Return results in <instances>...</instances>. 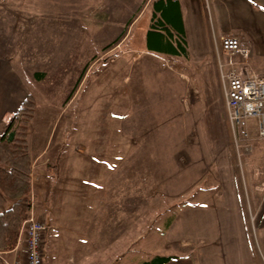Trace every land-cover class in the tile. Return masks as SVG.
I'll return each mask as SVG.
<instances>
[{
	"label": "rangeland",
	"instance_id": "1",
	"mask_svg": "<svg viewBox=\"0 0 264 264\" xmlns=\"http://www.w3.org/2000/svg\"><path fill=\"white\" fill-rule=\"evenodd\" d=\"M147 1L0 0L2 90L34 98L28 140L48 165L34 178L66 180L76 264L91 261L93 213L108 233L113 209L122 239L105 242L102 264L171 254L172 240L215 248L221 264L246 241L264 264V141L236 143L219 53L142 49Z\"/></svg>",
	"mask_w": 264,
	"mask_h": 264
},
{
	"label": "crops",
	"instance_id": "2",
	"mask_svg": "<svg viewBox=\"0 0 264 264\" xmlns=\"http://www.w3.org/2000/svg\"><path fill=\"white\" fill-rule=\"evenodd\" d=\"M150 1L152 2L153 0H148L147 3H150ZM177 1L179 3L184 31V47L187 54L213 56L219 53V40L221 36L226 34L235 35L247 48V56L245 59L247 64L252 69L264 73V0ZM151 13L152 8L150 4L149 17ZM149 17L147 18L148 21ZM142 41L144 43V35ZM173 41L175 44V38ZM156 54L168 55L162 53ZM6 56L7 53L5 49L0 48V81L3 80L1 81L2 87L0 88V135L6 126L4 123L6 111H9V121L22 102V97L25 96L19 97L16 94L14 95V93L6 95L4 89L2 90L5 85ZM240 58L241 57H238V60ZM10 63L13 64L14 61L11 59ZM14 69L15 67L13 66V70ZM8 121H6V123H8ZM44 151L43 149L33 154L29 144V152L32 160L30 171V199H32V209L38 217L41 216L48 224L44 237V254L45 249H47V257L44 258V262L45 264H76L77 256L72 252L70 242L72 239L78 240L80 235L77 233L76 229L70 227L66 222L68 215L66 207L69 204L64 198L65 195H68L66 193L68 187L64 186L67 184L65 182L66 180L63 181L64 179L61 177L42 178L39 176L38 178H34L37 173L39 175L41 174V171L37 168L43 167V169H47L46 167L48 165L45 159H43L45 156ZM69 181L71 183L75 181V178H69ZM44 183H47L45 191L42 190V184ZM110 209H112V207H110ZM113 210L115 211L114 215L111 216L112 220L107 229L108 233L105 229L107 225L105 226L106 223L103 222L101 213L96 211L93 213V224L87 229V234L84 237L85 243L88 246V257L91 260L88 264H102L101 248L106 245L105 242L118 243L119 239H122L117 233V210ZM170 225L171 224L167 227L166 232L162 234L163 237L171 231ZM125 232L127 233L128 230L125 229ZM81 236L83 237V235ZM47 237L50 238L49 245H47ZM133 242H135L134 237H131L129 243L133 244ZM142 242L141 240V243L137 246H141ZM167 248L174 249V252L168 254L172 255L173 258L168 260L165 264H221L217 250L212 247L201 249V247L193 245V243L185 240H172L171 242H167ZM22 254V241L18 242L17 239L15 245L11 249L0 251L2 264ZM79 258L84 260L85 256L81 255ZM118 258L115 259V264H129L131 261L135 264H139L140 261L145 260H137V258L133 260L132 258V260L121 261ZM231 258L230 264H255L256 259L260 260L258 252L252 249L250 244L246 241L241 242V245L238 247H233ZM84 264L86 263L84 262Z\"/></svg>",
	"mask_w": 264,
	"mask_h": 264
},
{
	"label": "trees",
	"instance_id": "3",
	"mask_svg": "<svg viewBox=\"0 0 264 264\" xmlns=\"http://www.w3.org/2000/svg\"><path fill=\"white\" fill-rule=\"evenodd\" d=\"M144 34L145 51L186 56L183 26L177 0H153ZM175 38V44L173 39ZM35 112L34 98L24 96L0 135V251L11 249L30 200L31 156L29 127ZM57 168V164L54 165ZM169 221L165 227L169 226ZM172 255H152L139 264H165ZM0 257V264H2Z\"/></svg>",
	"mask_w": 264,
	"mask_h": 264
},
{
	"label": "built area",
	"instance_id": "4",
	"mask_svg": "<svg viewBox=\"0 0 264 264\" xmlns=\"http://www.w3.org/2000/svg\"><path fill=\"white\" fill-rule=\"evenodd\" d=\"M219 67L225 66V113L236 143L250 147V141H264V73L252 69L245 61L247 48L235 35L219 40ZM238 57H241L238 60ZM242 147V146H241ZM30 208L21 221L18 242L23 254L5 264H44V237L47 222Z\"/></svg>",
	"mask_w": 264,
	"mask_h": 264
}]
</instances>
